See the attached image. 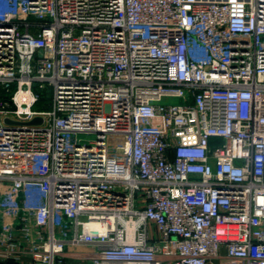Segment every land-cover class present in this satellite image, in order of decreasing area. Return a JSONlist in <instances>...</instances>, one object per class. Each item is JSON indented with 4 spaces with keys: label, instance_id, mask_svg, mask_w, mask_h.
<instances>
[{
    "label": "built area",
    "instance_id": "1",
    "mask_svg": "<svg viewBox=\"0 0 264 264\" xmlns=\"http://www.w3.org/2000/svg\"><path fill=\"white\" fill-rule=\"evenodd\" d=\"M72 257L264 264V0H0V264Z\"/></svg>",
    "mask_w": 264,
    "mask_h": 264
},
{
    "label": "rangeland",
    "instance_id": "2",
    "mask_svg": "<svg viewBox=\"0 0 264 264\" xmlns=\"http://www.w3.org/2000/svg\"><path fill=\"white\" fill-rule=\"evenodd\" d=\"M38 93L45 98V100L39 104L36 109L38 110H48L52 106V94H51V88L46 87L45 89H38ZM48 100V101H47ZM167 105H179V104H185L183 99L174 98V99H166L164 101ZM80 139L83 144H89L90 142H93L96 139V135H80Z\"/></svg>",
    "mask_w": 264,
    "mask_h": 264
},
{
    "label": "crops",
    "instance_id": "3",
    "mask_svg": "<svg viewBox=\"0 0 264 264\" xmlns=\"http://www.w3.org/2000/svg\"><path fill=\"white\" fill-rule=\"evenodd\" d=\"M92 248H86L85 249V252H87V253H89L90 251H92L91 250ZM222 254H225V251L224 250H222ZM75 257H72V258H70L69 259V261L67 262V264H74L75 263Z\"/></svg>",
    "mask_w": 264,
    "mask_h": 264
},
{
    "label": "trees",
    "instance_id": "4",
    "mask_svg": "<svg viewBox=\"0 0 264 264\" xmlns=\"http://www.w3.org/2000/svg\"><path fill=\"white\" fill-rule=\"evenodd\" d=\"M41 102L39 103V104H41L44 100H45V98H43V96H41ZM48 101V100H47ZM39 104L37 105V107L39 106Z\"/></svg>",
    "mask_w": 264,
    "mask_h": 264
},
{
    "label": "water",
    "instance_id": "5",
    "mask_svg": "<svg viewBox=\"0 0 264 264\" xmlns=\"http://www.w3.org/2000/svg\"><path fill=\"white\" fill-rule=\"evenodd\" d=\"M40 121H41L40 119H36V120H34L35 123L40 122Z\"/></svg>",
    "mask_w": 264,
    "mask_h": 264
}]
</instances>
